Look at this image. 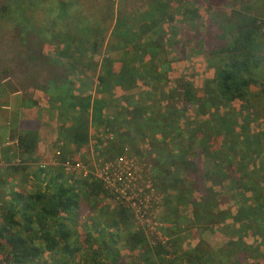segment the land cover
I'll use <instances>...</instances> for the list:
<instances>
[{
    "label": "trees",
    "instance_id": "16d2710c",
    "mask_svg": "<svg viewBox=\"0 0 264 264\" xmlns=\"http://www.w3.org/2000/svg\"><path fill=\"white\" fill-rule=\"evenodd\" d=\"M38 1L49 4V0H16V8L24 14L37 5L49 14L51 9L39 8ZM57 1L59 19L64 21L67 0ZM141 1L147 10L138 16L118 12L93 94H75L69 78L80 60L102 48L104 39H95L101 35L100 26L91 14L84 24L94 37L90 48L72 51L67 33L59 34L65 38L64 51L55 58L42 53L35 30L21 28L23 39L6 41L0 49V84L8 79L21 81L48 94V102L63 114L67 138L75 148L88 146L91 126H104L113 135L111 153L115 145L116 153L123 145L136 146V138L145 143L149 150L145 154L152 156L154 184L166 195L157 224L158 245L148 242L122 206L102 207L88 219L89 224L80 221L84 208L94 210L96 199L106 194L103 186L68 177L62 167L64 153L56 165H38L36 126L12 118L6 130L16 144L3 154L18 156L21 162L8 165L6 174L10 178L19 174L22 182L30 184V191L14 187L6 191V179L0 177V264H47L41 260L47 253L51 264H125L122 248L140 250L144 256L152 253L155 261L146 264H264V130L250 127L258 116L264 124V116L255 111L264 98L260 76L264 74V20L244 10L211 14L215 31L208 26L203 40L195 24L197 9L188 7L189 0ZM175 15L199 37L196 49L203 43L198 49L202 48L205 68L211 72L200 89L182 81L180 91L161 93V99L168 101L164 108H145L129 92L138 83L155 91L167 86L169 62L163 56L171 44L169 28L174 27ZM80 23L83 26V19ZM184 32L183 54L186 45H193L190 31ZM112 48L120 49L117 58L109 54ZM7 81L6 91L18 92ZM25 98L21 107L36 105ZM105 109L114 114L106 115ZM221 189L227 193L220 194ZM182 201L192 207L187 230L196 234L198 242L188 249L176 247L172 253L168 247L177 244L178 236L174 239L173 234L181 233L176 217ZM227 203L230 206L222 208ZM216 231L227 237L217 249L203 240L206 232Z\"/></svg>",
    "mask_w": 264,
    "mask_h": 264
},
{
    "label": "rangeland",
    "instance_id": "374dc122",
    "mask_svg": "<svg viewBox=\"0 0 264 264\" xmlns=\"http://www.w3.org/2000/svg\"><path fill=\"white\" fill-rule=\"evenodd\" d=\"M95 2L94 5H97L98 7H101V3H103L101 0H95ZM105 3L109 4L112 12L111 16L113 18L115 10L119 8L127 14L134 10L141 12L147 10L144 2H137V0H120L117 4H113L110 0H106ZM263 3L264 0H189L188 7L197 9L199 19L195 21V24L198 27V33H200L201 38L205 40L204 35L207 32L208 26L210 30L213 32L215 31L209 21L211 14H228L233 10H244L259 17L261 20H264ZM37 4L39 8H50L51 12L46 14V9L41 11L37 9L36 5V9L33 10V12L30 10L32 13L27 11L23 14L22 11L16 8V0H0L1 50L6 41L11 40L14 43L15 38L18 39V36L20 39H23L24 34L19 32L21 28H24L27 30L30 29V32H33L34 30L36 31L34 32L42 42L41 47L44 55L55 58L59 56L58 52L61 53L64 51L63 41H65V38L62 35L60 37L59 34L67 33V18L64 21L59 19L60 16L58 10L60 3L57 0H49V4L42 1H38ZM4 6L6 9H4ZM90 8L92 9L93 7L90 6ZM88 13L91 14V10H88L87 14ZM188 16L193 17V14H188ZM30 25L31 27H29ZM172 26L174 27L169 28L171 33L169 38L171 44L168 46L169 49L163 56V58L169 62V82L167 86L158 87L155 91L150 90L149 87H143L141 85L142 83H138L137 87L129 92V94H134V96H131V99H138L145 108H164L168 101L161 99V93L164 92L166 94L168 91H180V82L183 83L185 80L191 81L197 89H200L204 79L209 77L211 72V70L209 71L205 68V59L201 52L202 48L198 49L203 47V43L201 45L200 43L199 45H196L198 46L197 49L194 46V42H199V37H194L193 30L181 22V17L179 15H175V20ZM186 30L191 33V42L193 45H186L185 53L183 54L180 53V48L182 49L184 46V31ZM175 41L177 44L174 45ZM35 42L38 41L36 40ZM110 42V45L113 46V41L111 40ZM107 49L108 45L105 49L101 48L98 53L90 55V57H84V59L80 60L81 62L79 65H77V69L69 74V78L73 82L75 94L87 95L94 93L97 84V76L102 71L101 60L104 55L107 56V53H104ZM112 49V52L109 54L114 58H117L120 49ZM63 62H67L66 57L63 58ZM10 69L14 71V67ZM118 69L119 67L115 66V70L117 71ZM260 76L261 82L264 83V74H261ZM6 81H3L0 84V177H2L1 180L4 181L6 179V191L11 187L18 190H26L27 192L30 191V184L22 182V178L19 174L13 175V178L8 177L6 174L8 165H17L21 162V159L18 156L14 157L11 153L3 154L7 148L9 149L12 148V146H15V141H13L8 135L7 131L9 129L7 128L6 130L7 125L11 119L14 118L16 121L30 122L41 130L36 154V163L38 165H56L58 163L57 160L61 159L62 153H64L66 162L70 165V167L64 171L68 177L88 180L103 186V190L106 194L103 193L96 199V201L99 202L96 208L93 210L87 205L80 215V221H87L88 224V219L94 217L102 207L112 210L118 206H122L125 207L130 214H132V210L122 205L121 203L123 202H118L116 200L117 194L108 188L102 181L97 180L96 178L94 179L95 175H90V177L87 178L83 177V172L81 170L74 169L71 166H75L76 164H88L91 168L90 171L96 173V169H101L105 163L115 164L120 157H125L126 160H132L139 173L135 176L137 181L133 184V188L135 189V194L141 201L140 205L144 209L143 217H139L138 219L135 218L133 222L135 226L142 229L145 228L149 233V237L146 239L152 246L158 245V242L160 241V230L157 224L165 211L166 195L154 184L150 170L151 164L149 162V158L152 156L148 158L145 154L149 151L145 143H142L139 138H136V146H133V144L123 145L120 153H116L118 146L115 145L112 150L113 153H111L108 150V146L110 145V142H113L114 140L113 135H111L104 126H91L88 146L79 149L75 148L70 144L66 135L68 124L65 122L63 114L58 110L56 105H52L48 102V94L39 89L33 88L29 83L12 81L10 79H8L7 82H9L13 89H17L18 92L10 93L8 91V93L3 87L5 86ZM25 97H27L30 102H35L36 105H26V107H21L23 104L22 100H25ZM173 103L174 102H172V104ZM235 106L238 108V103ZM255 108L256 113L259 112L261 116H264V98ZM104 112L109 116L114 114L113 111H109L108 109H105ZM190 117L192 118L193 115ZM258 117L260 118L259 120L251 122L250 127L252 131L264 130V124L262 121L263 117ZM187 119L188 117L184 118V121L186 122ZM16 121H14V123H16ZM4 130L7 133H5ZM39 152H41V156L38 155ZM209 166H212V161ZM219 191L220 194L227 193L225 189ZM187 194L186 198L190 199L192 196L189 195V193ZM184 202L185 201H182L178 205L179 215L176 217V221L180 225L181 233L179 232L178 235L173 234L172 238L174 239L178 236L177 244L168 247L172 253L176 251V247H180L181 250L188 249L198 242L196 234H192L187 230L192 220V207ZM229 206L230 204L227 203L222 208H228ZM203 240L210 247L217 249L225 244L227 237L225 234H221L217 231L215 233L206 232L203 235ZM249 242L253 243L251 238H249ZM121 255L125 264H146L147 262L151 263L155 261L152 253H148L144 256L140 250L129 252L127 249L122 248ZM41 260L42 262L51 264L49 253L45 254Z\"/></svg>",
    "mask_w": 264,
    "mask_h": 264
},
{
    "label": "crops",
    "instance_id": "0c3cea01",
    "mask_svg": "<svg viewBox=\"0 0 264 264\" xmlns=\"http://www.w3.org/2000/svg\"><path fill=\"white\" fill-rule=\"evenodd\" d=\"M101 7L94 5L95 0H67V46L72 50L78 49H89L91 42H93L94 37H90V34L85 31L84 24L87 23L88 10H91V15L98 21V25L100 26L101 35L95 37L97 40H101L102 38V48L105 49L109 42V35H111L118 12L121 11V8L115 10L114 18L111 16V8L108 3H105L106 0H101ZM141 0H137L139 2ZM142 2V1H141ZM264 4V3H263ZM93 7L92 9L90 8ZM90 8V9H89ZM135 13V14H134ZM137 13H141V11L134 10L128 14V16H138ZM127 14V13H126ZM134 14V15H132ZM83 19V26L80 23V20ZM107 19V21H106ZM79 24V25H78ZM101 43V42H100ZM111 43V42H110ZM80 56V55H79ZM87 57H90L89 55ZM37 130V143L39 141L40 129L36 127ZM40 151V150H39ZM41 152L38 155L41 156Z\"/></svg>",
    "mask_w": 264,
    "mask_h": 264
},
{
    "label": "built area",
    "instance_id": "2783aa9c",
    "mask_svg": "<svg viewBox=\"0 0 264 264\" xmlns=\"http://www.w3.org/2000/svg\"><path fill=\"white\" fill-rule=\"evenodd\" d=\"M120 0H110L111 3L117 4ZM16 144V141H15ZM104 164V163H103ZM72 165V164H71ZM64 171L67 170L70 165L68 162L63 163L62 165ZM74 169H79L83 172V177H90V175L94 176V179L102 181L108 188L113 190L116 195V200L122 205L130 208L132 210V218L133 220L138 219L139 217H143L144 209L140 205V199L135 194V189L133 188V184L136 183L137 169L132 160H126L125 157H120L115 164L105 163L101 169H96V173H92L90 171V167L88 164H76L75 166H71ZM142 229V228H141ZM146 238L148 239L149 233L142 229ZM150 243V242H149Z\"/></svg>",
    "mask_w": 264,
    "mask_h": 264
}]
</instances>
